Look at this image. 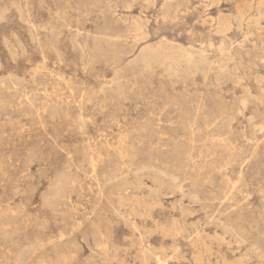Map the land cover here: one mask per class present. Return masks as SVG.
Returning <instances> with one entry per match:
<instances>
[{"label": "rangeland", "instance_id": "374dc122", "mask_svg": "<svg viewBox=\"0 0 264 264\" xmlns=\"http://www.w3.org/2000/svg\"><path fill=\"white\" fill-rule=\"evenodd\" d=\"M0 85V261L264 264V0H0Z\"/></svg>", "mask_w": 264, "mask_h": 264}, {"label": "bare ground", "instance_id": "6f19581e", "mask_svg": "<svg viewBox=\"0 0 264 264\" xmlns=\"http://www.w3.org/2000/svg\"><path fill=\"white\" fill-rule=\"evenodd\" d=\"M259 2V1H258ZM153 3V2H152ZM214 3V2H213ZM169 4V3H168ZM130 6V5H129ZM165 8V7H164ZM238 12V11H237ZM226 19V18H225ZM133 28H135V27H133ZM142 29V28H141ZM137 31V30H136ZM222 31V30H221ZM166 42V41H165ZM161 43V42H160ZM159 43V44H160ZM179 45V44H178ZM152 47V46H151ZM156 47H157V45H156ZM220 47V46H219ZM146 49H147V47H146ZM145 49V50H146ZM182 49V48H181ZM218 49V48H217ZM143 50H144V47H143ZM219 50V49H218ZM194 51V50H193ZM225 51V50H224ZM220 53H222V50H220L219 51ZM140 53V51L138 52V54ZM230 53V52H229ZM137 54V53H136ZM135 54V55H136ZM186 54H188V53H186ZM133 55V54H132ZM190 54H188V56H189ZM191 56V55H190ZM135 57V60H136V56H134ZM138 57V56H137ZM180 57V55L178 54V52H176V51H170V52H166L162 47L161 48H158V49H151V48H148V50L146 51V52H143V54H141V56H140V61L142 62V64L145 66V67H150L151 66V64L153 63V62H164L165 60H176V59H178ZM204 58V57H203ZM134 59V58H133ZM188 61H190V59H187ZM212 60V59H211ZM206 61V60H205ZM131 62H133V61H131ZM174 62V61H173ZM191 62H193V61H191ZM208 62H210V61H208ZM212 62V61H211ZM210 62V63H211ZM207 63V62H206ZM216 63V62H215ZM127 64V63H126ZM193 64V63H192ZM197 65V64H196ZM236 65V64H235ZM126 66V65H125ZM160 67V66H159ZM237 68V67H236ZM145 71H147V70H145ZM165 71V70H164ZM139 72H143L142 70H140ZM138 72V73H139ZM234 73H236V72H234ZM117 75V74H116ZM141 75V74H140ZM217 76V75H216ZM116 77V76H115ZM116 79V78H115ZM116 81V80H115ZM112 82V81H111ZM110 82V83H111ZM100 83V82H99ZM70 84V83H69ZM68 84V85H69ZM4 85V84H3ZM71 85V84H70ZM105 86H107L106 84H104ZM112 85V84H111ZM1 86V85H0ZM116 86H118L119 87V85H116ZM5 87V86H4ZM99 87V86H98ZM109 87V86H108ZM100 88V87H99ZM113 88V87H112ZM72 89V88H71ZM105 89V88H104ZM6 90V89H5ZM8 90V89H7ZM85 90V89H84ZM93 90V89H92ZM80 91V90H79ZM97 91H98V89H97ZM95 93V92H94ZM121 94H123V93H121ZM27 95V94H26ZM74 95V94H73ZM72 95V96H73ZM91 95V94H90ZM120 95V94H119ZM2 96H4L3 94H2ZM4 97H6V96H4ZM121 97V96H120ZM200 98V97H199ZM3 99H5V98H3ZM7 99V98H6ZM26 99V98H25ZM115 99V98H114ZM0 100H1V98H0ZM44 100H46V99H44ZM2 101V100H1ZM9 101V100H8ZM27 101V100H26ZM240 101V100H239ZM5 102H7L6 100H5ZM259 102V101H258ZM8 103V102H7ZM31 103V102H30ZM247 103V102H246ZM240 104H242V101L240 102ZM28 105V104H27ZM202 107H204V106H202ZM200 109V108H199ZM258 109V108H257ZM197 110V109H196ZM201 110V109H200ZM36 111V110H35ZM187 111V110H186ZM195 112H197V111H195ZM80 113V112H79ZM180 113V112H179ZM221 113V112H220ZM264 113V112H263ZM262 113V114H263ZM183 114V113H182ZM186 115H187V113H185ZM80 115V114H79ZM203 115V114H202ZM258 115V114H257ZM260 115V114H259ZM220 117V116H219ZM204 118V117H203ZM194 121V120H193ZM250 123V122H249ZM195 125V124H194ZM190 127V126H189ZM192 127V126H191ZM190 127V128H191ZM263 126H259V130H262L261 128H262ZM209 128V127H208ZM264 128V127H263ZM190 130V129H189ZM145 133V132H144ZM192 134V133H191ZM226 135V134H225ZM192 137H193V135H192ZM217 138H219V137H217ZM193 140V139H192ZM229 140V139H228ZM254 140H255V138H254ZM188 141L190 142L191 140H189V138H188ZM223 142V141H222ZM254 142V141H253ZM258 142V141H257ZM120 143H122V142H120ZM193 143V142H192ZM200 143V142H199ZM255 143V142H254ZM95 145V144H94ZM108 145V144H107ZM254 145V144H253ZM252 145V146H253ZM257 145V144H256ZM88 146H89V144H88ZM252 148V147H251ZM92 149H95V148H92ZM234 149V148H233ZM254 150H255V148H253ZM252 150V149H251ZM253 150V151H254ZM91 151V150H90ZM94 152V151H93ZM242 152V151H241ZM125 152H121L120 154L122 155V156H124L125 154H124ZM251 153H254V152H251ZM83 154H85L86 155V152H84ZM29 155H31V154H28L27 156H29ZM97 155H98V153H97ZM252 155V154H251ZM95 156V155H94ZM32 157L33 156H31V158H30V156H29V158L30 159H32ZM101 157V156H100ZM99 157V158H100ZM253 157V156H252ZM34 158V157H33ZM87 158V157H86ZM27 159H28V157H27ZM88 159V158H87ZM106 159V158H105ZM249 159V158H248ZM97 160V159H96ZM227 160V159H226ZM245 160H247L246 158H245ZM28 161V160H27ZM83 161V160H82ZM81 161V162H82ZM248 161V160H247ZM90 162V161H89ZM100 163V162H99ZM90 165H91V163H89ZM96 165V164H95ZM74 167H75V165H74ZM225 167V166H224ZM76 168V167H75ZM152 168V167H151ZM66 169V168H65ZM70 169V168H69ZM80 169V168H79ZM92 169V168H91ZM91 169H90V171H91ZM221 169V168H220ZM67 170V169H66ZM78 170V169H77ZM240 170V169H239ZM111 172V171H110ZM150 172L152 173V177H153V179H154V181L155 182H157L159 185H163L164 183H170V182H173L174 181V177H173V175H171L170 173H168L167 171H163V170H156V169H151L150 170ZM65 173V172H64ZM91 173V172H90ZM93 173V172H92ZM240 173V172H239ZM63 174V173H62ZM104 174V173H103ZM68 175V174H67ZM66 175V177H68ZM75 175H76V173H75ZM74 175V176H75ZM60 177L62 176V177H64L65 176V174H63V175H59ZM124 176V175H123ZM241 176H242V173H241ZM65 177V178H66ZM103 177H105V175L103 176ZM118 176H116V175H109V177H108V183L109 182H111V187H110V193H113L114 192V190H120V187L121 186H127L128 184H129V182H128V180L126 179V178H122V179H118V181H114L115 180V178H117ZM73 179V178H72ZM238 179V178H237ZM240 179V178H239ZM238 179V180H239ZM55 180V179H54ZM59 180V179H58ZM57 180V181H58ZM52 181V180H51ZM50 181V182H51ZM60 181H62V179H60ZM55 181H53V182H51V183H54ZM59 182V181H58ZM64 182H66V181H64ZM64 182H61V184H63ZM97 182V181H96ZM60 183V182H59ZM68 183V182H67ZM77 183H79V182H77ZM262 183V182H261ZM259 184V183H258ZM52 185V184H51ZM56 185V184H55ZM60 185V184H59ZM71 185H73L72 184V182H71ZM98 185V184H97ZM53 186V185H52ZM60 186H63V185H60ZM65 186V185H64ZM79 186V185H78ZM179 187V186H178ZM61 188V187H60ZM59 187L57 188L56 187V189H60ZM66 188H67V186H66ZM48 189H49V187H48ZM52 189V188H51ZM50 189V190H51ZM55 189V188H54ZM53 190V189H52ZM263 190V189H262ZM47 191V190H46ZM49 191V190H48ZM50 192V191H49ZM60 192H63V190H62V188L60 189ZM70 192V191H69ZM46 193H48V192H46ZM54 193H55V191H54ZM54 193H53V195H54ZM59 192H58V190H57V194H58ZM71 193H73L72 191H71ZM43 194H45V193H43ZM61 194H64V193H61ZM172 194V193H171ZM53 195H51V196H53ZM43 196V195H42ZM46 196H48L47 194H46ZM55 196H57L56 194H55ZM58 197V196H57ZM47 198V197H46ZM196 198V197H195ZM197 198H198V196H197ZM41 199V198H40ZM48 199H51V198H48ZM55 199H56V197H55ZM58 199H64V198H58ZM196 200V199H195ZM42 201V200H41ZM53 201V202H52ZM51 202L54 204V200H52ZM61 201V200H60ZM70 201V200H69ZM121 201H122V199H121ZM49 202V201H48ZM50 202V203H51ZM119 202V201H118ZM125 202V201H124ZM60 204V202H56L55 204ZM72 203V202H71ZM120 203V202H119ZM57 204V205H58ZM49 205H51V204H49ZM138 205V204H137ZM157 205V204H156ZM156 205H155V207H156ZM42 206V205H41ZM46 206V205H45ZM63 206H64V204H63ZM70 206V205H69ZM159 206V205H158ZM237 206V205H236ZM47 207V206H46ZM51 207V206H50ZM49 206H48V208H50ZM53 207H55V206H53ZM57 207V206H56ZM56 207H55V210H56ZM153 207V206H152ZM47 208V209H48ZM154 208V207H153ZM232 208V207H231ZM54 209V208H53ZM5 210V209H4ZM94 210V209H93ZM6 211V210H5ZM16 211V210H15ZM24 210H22V212H23ZM52 211V210H51ZM1 212H4V211H1ZM7 212H8V210H7ZM11 212V211H10ZM18 213L20 212V211H17ZM21 213V212H20ZM10 214V213H9ZM0 217H1V215H0ZM7 217V216H6ZM12 216H10V218H11ZM122 217V216H121ZM5 218V217H4ZM13 218V217H12ZM11 218V219H12ZM104 220V219H103ZM4 221V220H3ZM13 221H14V219H13ZM13 221H11V224H12V222ZM5 222V221H4ZM10 222V221H9ZM1 224V223H0ZM3 224V223H2ZM9 224V223H8ZM4 225V224H3ZM6 225V224H5ZM5 225H4V227H5ZM44 225V224H43ZM8 226V225H7ZM17 226V225H16ZM41 226H42V224H41ZM131 226V225H130ZM134 226V225H133ZM9 228H10V226H8ZM1 228V227H0ZM9 228H7V229H9ZM11 228H13V227H11ZM16 228V227H15ZM2 229H3V227H2ZM6 229V228H5ZM19 229V228H18ZM2 231V233H3V230H1ZM14 231V230H13ZM19 231V230H18ZM97 231V230H96ZM60 233H62V232H60ZM59 233V234H60ZM94 233H95V231H94ZM199 233V232H198ZM12 235V234H11ZM9 236V235H8ZM62 236V234H60V237ZM103 236V235H102ZM197 236V235H196ZM6 237V236H5ZM4 237V238H5ZM101 236H99V238H100ZM62 238H63V236H62ZM9 239V238H8ZM95 239H97V237L95 238ZM93 240L94 242L96 241V240ZM12 240V239H11ZM71 242H72V240L71 239H69ZM98 240V239H97ZM52 241H55V240H53L52 239ZM14 242V241H13ZM51 242V241H50ZM57 242V241H56ZM66 242V241H65ZM73 242H74V240H73ZM77 242V241H76ZM75 242V243H76ZM10 243H11V241H10ZM15 243V242H14ZM69 243V242H68ZM101 243V242H100ZM142 243V242H141ZM8 244V243H7ZM6 244V245H7ZM20 244V243H19ZM63 244V243H62ZM96 244V243H95ZM3 245V244H2ZM31 245V244H30ZM39 246L40 245V242L39 243H37V244H34V245H32L27 251L29 252V251H34L35 250V248H36V246ZM57 245V244H56ZM75 245H77V244H75ZM98 245V244H97ZM58 246V245H57ZM71 246H74V245H72L71 244ZM101 246V245H100ZM56 247V246H55ZM102 247V246H101ZM105 247V246H104ZM103 247V248H104ZM142 247V246H141ZM204 247V246H203ZM25 248H26V246H25ZM59 248V247H58ZM145 248V247H144ZM143 248V249H144ZM19 249V248H18ZM74 249V248H73ZM23 250V249H22ZM26 250V249H25ZM55 250V249H54ZM257 250V247H253L252 249H251V251H256ZM27 251H25V252H23V251H20L19 253H18V255H17V257H16V259H15V264H22L24 261H23V256H25V254H26V252ZM56 251V250H55ZM204 252V251H203ZM16 253V252H15ZM14 254V253H13ZM171 255V254H170ZM15 257V256H14ZM143 257V256H142ZM172 259V258H171ZM5 260H7V256L6 255H4V256H2V260L0 261V264H10L8 261H5ZM13 260V259H12ZM159 261V260H158ZM222 261V260H221ZM44 262V257L43 256H41V255H37L36 256V259H35V261L34 262H31L30 264H42ZM142 262H144V261H142ZM167 264V263H166Z\"/></svg>", "mask_w": 264, "mask_h": 264}]
</instances>
